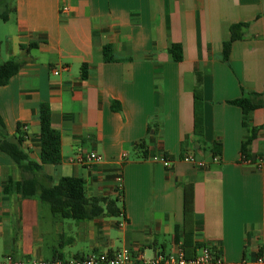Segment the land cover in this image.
Here are the masks:
<instances>
[{"label":"crops","instance_id":"1","mask_svg":"<svg viewBox=\"0 0 264 264\" xmlns=\"http://www.w3.org/2000/svg\"><path fill=\"white\" fill-rule=\"evenodd\" d=\"M0 2V57L22 63L0 87L8 133L27 126L22 147L39 163V112L47 103L62 162L37 176L50 184L83 178L88 197L118 198L123 206L119 216L92 220L54 216L39 198L10 188L29 174L0 151V260L122 249L150 259L184 248L186 233L189 256L203 246L228 264L264 255V169L241 162L253 129L247 156L264 157V106L245 116L234 104L249 93L264 96V0ZM235 24L246 26L226 60L224 43ZM174 45L182 48L181 61L170 51ZM90 153L103 159L75 161ZM188 154L205 166L183 160Z\"/></svg>","mask_w":264,"mask_h":264},{"label":"trees","instance_id":"2","mask_svg":"<svg viewBox=\"0 0 264 264\" xmlns=\"http://www.w3.org/2000/svg\"><path fill=\"white\" fill-rule=\"evenodd\" d=\"M245 24H235L231 26V38L224 43V58L227 60L233 42L243 37L242 28ZM37 46L32 43L30 47ZM110 47L105 48L107 60L112 58L109 54ZM170 51L176 61L183 59L182 48L174 45ZM22 63L17 59H9L0 63V87L8 84L10 79L18 73ZM234 104L242 108L245 116H248L255 109L264 106V96L258 93H249L234 101ZM113 108L120 110V105L114 103ZM40 118V140H41V161L39 163L29 160L27 153L23 149L25 141L22 126L19 125V135H10L6 129L2 116L0 115V151L8 155L17 166L29 174L20 181H10V188L21 194L25 198L37 197L42 203L49 205L54 216L69 218L75 221L92 220L99 216H119L123 212V206L120 205L118 198L108 197H88L86 195L85 181L80 177H63L57 184L44 183L37 176L43 171L45 165H58L62 162V139L61 134L52 126V112L47 103H42L39 112ZM256 136L255 130L242 145V153L247 157V149ZM214 153L221 152V144L214 145ZM47 178V177H46ZM186 217L192 213L193 196L189 193V187L186 188L185 200ZM190 237V238H189ZM191 234L186 233L184 252L187 258L189 256L188 247L191 246ZM214 249V248H213ZM216 255L220 252L214 249Z\"/></svg>","mask_w":264,"mask_h":264},{"label":"built area","instance_id":"3","mask_svg":"<svg viewBox=\"0 0 264 264\" xmlns=\"http://www.w3.org/2000/svg\"><path fill=\"white\" fill-rule=\"evenodd\" d=\"M65 7L63 11H67ZM54 74L58 75L59 70H55ZM22 129L26 132L27 126H23ZM124 156H127L125 154ZM103 157L97 153H90L86 156L78 155L75 159L78 163H90L92 161H101ZM153 160H159L158 157H153ZM218 158L215 157V160ZM165 166L170 167L171 161L166 158L160 159ZM183 160L188 162L198 163L201 167L205 166V162H198L194 155L188 154L183 157ZM241 162L251 164L258 170L264 169V157L257 159H249L243 153L241 155ZM118 181H122L121 177ZM0 264H228L224 261L221 255H216L213 247L203 246L201 252L192 258H187L182 247L169 254H157L156 256L147 259L143 256L133 257L129 249H122L115 253L97 252L87 256L64 259V258H52V259H31L23 260L12 257L11 255L5 256L0 260ZM235 264H264V255L258 256L255 260L248 262L246 260L240 261Z\"/></svg>","mask_w":264,"mask_h":264},{"label":"rangeland","instance_id":"4","mask_svg":"<svg viewBox=\"0 0 264 264\" xmlns=\"http://www.w3.org/2000/svg\"><path fill=\"white\" fill-rule=\"evenodd\" d=\"M3 10H4V7L0 2V12H2ZM3 23H4L3 19L0 18V27H2L4 25ZM5 60H6V57H4V59L0 57V63H3Z\"/></svg>","mask_w":264,"mask_h":264}]
</instances>
